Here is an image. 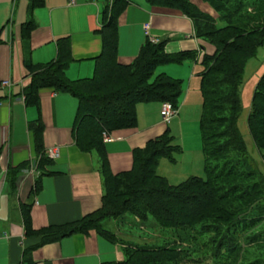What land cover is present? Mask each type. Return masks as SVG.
I'll list each match as a JSON object with an SVG mask.
<instances>
[{"label": "trees", "instance_id": "obj_1", "mask_svg": "<svg viewBox=\"0 0 264 264\" xmlns=\"http://www.w3.org/2000/svg\"><path fill=\"white\" fill-rule=\"evenodd\" d=\"M106 1L102 26L97 30L102 39V51L95 60V72L91 78L68 79L67 69L73 61L69 36L57 41L55 60L47 64L31 61L26 64L31 78L23 90L26 105L37 106L42 89L75 97L79 104L75 126L77 147L83 152L96 151L103 160L105 195L101 208L79 221L38 231L41 244L60 241L90 229H96L116 243L120 239L116 233L103 227L105 220L147 225L153 218L157 227L169 230L176 237L170 241L164 239L162 244H127V264H179L182 255L200 252L198 241L209 235H214L212 241L216 242L213 243L212 259L216 264H224L232 254L241 250L234 243L237 240L232 229L236 226L235 233L242 231L239 219L246 215L244 225L252 226L264 219L261 206L251 209L253 203L264 198V176L262 178L258 170L251 168V156L238 126L243 113L245 70L249 60L256 57L264 46V26H257L252 20L253 15L261 12L260 2L203 0L221 13L220 20L225 25L220 26L191 0H146L152 6L182 11L193 20L197 38L214 47L212 53L205 50L199 74L203 95L200 127L208 178L192 176L172 185L158 173L162 159L175 163L176 155L182 152L175 144L170 128L150 140L143 149L134 151L132 170L116 175L108 168L103 134L136 128L137 105L140 103L170 102L178 110L183 93L182 81L166 73L159 74L154 80L153 76L161 65L196 61L200 54L198 51L168 53L166 41L155 44L147 40L132 64H119L118 19L127 9L129 0ZM44 5L45 0H29L31 17L21 26L25 39L31 37L37 26L32 13ZM240 13H243L242 18ZM248 126L264 160V75L254 92ZM30 130L40 156L39 168L44 170L51 159L41 149V121L31 123ZM243 204L249 205V210L236 212ZM129 215L134 217L133 221L127 220ZM25 227L28 234L33 232L28 214H25ZM185 234L189 236L185 237ZM261 235L263 232L252 238ZM204 245L201 250L209 251L210 247Z\"/></svg>", "mask_w": 264, "mask_h": 264}, {"label": "crops", "instance_id": "obj_2", "mask_svg": "<svg viewBox=\"0 0 264 264\" xmlns=\"http://www.w3.org/2000/svg\"><path fill=\"white\" fill-rule=\"evenodd\" d=\"M191 1L199 8L206 6L203 0ZM106 5V0H45V5L32 13L37 26L25 39L21 26L31 17L29 0H0V264H127V244L142 245L120 231L117 220L103 222V227L120 239L116 243L96 229L44 245L37 233L79 221L99 210L105 186L100 155L83 152L76 144L78 100L42 89L38 105H26L23 90L31 81L26 64L55 60L57 41L69 36L73 61L67 69L68 79L91 78L102 51L97 30ZM146 24L151 25L155 39L166 41L168 53L198 51L200 56L194 62L201 64L205 43L197 38L193 20L180 10L152 6L146 0H129L118 19L119 64L130 65L138 57L147 41ZM166 72L172 74L169 68ZM6 81L11 85L4 86ZM161 108V102L138 104L137 127L111 133L113 142L103 141L111 173L132 170L134 151L171 129L163 122ZM180 109L177 116L182 115ZM37 120L43 127L41 149L46 155L50 149L60 150L58 159L47 155L51 163L44 170L39 168L40 156L30 130V124ZM167 161L176 165L162 159L158 173L172 184L170 180L177 174ZM191 163V169L200 167L194 159ZM192 175L189 173L188 178ZM25 214L31 220L33 232L29 234Z\"/></svg>", "mask_w": 264, "mask_h": 264}, {"label": "rangeland", "instance_id": "obj_3", "mask_svg": "<svg viewBox=\"0 0 264 264\" xmlns=\"http://www.w3.org/2000/svg\"><path fill=\"white\" fill-rule=\"evenodd\" d=\"M260 2L261 12L258 14L261 15V18L258 15H253L252 20L257 24V26H264V0H255ZM201 11L207 13L215 20H217L220 26H224L225 23L220 20L221 13H218L211 7V5L206 4L205 7L200 8ZM241 18L243 13H240ZM247 22V20H245ZM234 22H237L234 21ZM203 46L206 50V53H212L214 47L204 42ZM170 69L171 75L166 71ZM202 70L201 66L196 62L185 61L181 64H168L159 66L153 76L156 78L159 74L165 72L170 77L182 81V96L179 100V107L181 111V116H177L172 124L170 123L172 135L175 137V144L181 147V154L176 155V165H172L167 161V164L175 169V174H177L176 179L171 178V183L173 185H178L188 179L189 173L193 174L192 176L201 177L203 179L208 178V172L206 171V159L203 151V140H202V131L200 127V118L203 108V95L201 88V79L199 77L200 71ZM264 75V46L258 50L256 57L249 60L244 77V84L242 88V102H243V113L239 119V129L245 139L247 150L251 156L250 165L252 169H256L264 176V160L262 159L259 150L257 149L255 142L250 134L248 126V116L251 111V106L253 102L255 89ZM178 115V114H177ZM200 154V157L198 156ZM192 159L200 162V167L191 169ZM166 162V161H163ZM193 166V165H192ZM193 171V172H192ZM198 171V172H197ZM162 172V170H161ZM168 173L170 177V173ZM263 178V177H262ZM261 206L262 215L264 217V198L259 199L256 203L251 205V209L258 208ZM242 208V209H241ZM249 205L243 204L236 212H247L249 210ZM231 209V208H230ZM233 210V209H231ZM243 213V214H244ZM242 215V214H241ZM246 215H243L239 219L241 222L240 228L242 231L235 233L236 226H233L234 236L236 237V242L240 246V251L232 254L231 259L226 261L224 264H264V219L252 225H244L243 218ZM111 222H115L112 219ZM127 220H134V217L128 216ZM247 222L246 224H248ZM106 225V224H105ZM111 226H114L113 224ZM120 231L127 234L128 236H133L135 242L142 245H153L156 243L162 244L165 240H173L176 237V234L170 233L169 230H162L157 227L156 221L153 218H150V223L147 225L136 224L130 225L129 223H119L118 224ZM147 226V227H146ZM107 227V225H106ZM116 227V226H114ZM225 229V228H224ZM249 230V231H248ZM263 232V236L259 238H252L255 234H260ZM124 234L125 237H128ZM185 237H188V234H185ZM142 241L141 239H147ZM214 235H209V237H203L198 241L200 252L194 254L182 255L181 259L177 262L179 264H216V260L212 259V253L215 251L213 248L216 242L212 241ZM132 239V238H131ZM204 244H207V247H210V250L205 251L201 250V247L204 248ZM178 260V259H177ZM222 262V261H221ZM222 264V263H218Z\"/></svg>", "mask_w": 264, "mask_h": 264}, {"label": "built area", "instance_id": "obj_4", "mask_svg": "<svg viewBox=\"0 0 264 264\" xmlns=\"http://www.w3.org/2000/svg\"><path fill=\"white\" fill-rule=\"evenodd\" d=\"M145 35L147 37V40H150L151 42L157 44L159 43V41L157 39H155L152 35H151V25L150 24H146L145 25ZM4 86L8 87L10 86V82L6 81L3 83ZM178 114V110L173 106L172 103L170 102H164L162 104V108H161V117L163 119V122L165 124H170L171 121L177 116ZM103 139L106 143H110L113 142L115 139L113 137H111L110 134L108 133H104L103 134ZM47 155L52 158V159H58L60 157V150L59 149H50L47 151Z\"/></svg>", "mask_w": 264, "mask_h": 264}]
</instances>
